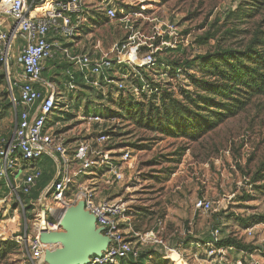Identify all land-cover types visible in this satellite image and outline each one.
I'll list each match as a JSON object with an SVG mask.
<instances>
[{
    "label": "rangeland",
    "instance_id": "1",
    "mask_svg": "<svg viewBox=\"0 0 264 264\" xmlns=\"http://www.w3.org/2000/svg\"><path fill=\"white\" fill-rule=\"evenodd\" d=\"M82 3L88 23L74 40L81 39L86 44L85 51H93L87 46L98 42L102 52L114 58L120 45L134 38L142 51L152 52L160 63L149 73L156 85L150 86L152 90L115 93L111 83L102 82L99 88L83 84L73 93L67 92L64 105L53 114L65 117V112L70 113V119H61L58 124L67 137L87 140L93 149L114 148L108 153L113 165L118 163L121 152L130 153L121 162V182L107 185L100 171H87L94 173L92 182L97 194L127 200L129 214L134 218L132 221L130 217L132 230L143 233L154 228L163 243L177 251L183 264H235L238 259L247 264H264V97L243 95L245 103L234 116L196 140L147 129L136 124L127 111L128 104L134 106L135 113L138 104L144 111L149 105L160 108L161 97L167 101L169 94L191 108V100L206 95L204 83L226 85L224 89L228 90L233 82L222 58L249 65L245 57L248 53H264V0ZM109 6L115 10L114 19L106 16ZM201 56L205 59H199ZM169 63L183 69H178L177 74L169 73L163 67ZM11 72V80L19 78V72L16 74L13 68ZM63 73L59 79H65ZM108 73L119 76V70ZM59 79L53 81L62 90ZM125 84H134V78ZM12 95L16 101L18 93L8 80L7 70L0 65V138L6 141L12 138L17 109ZM212 98L221 101L219 97ZM88 114L98 115L102 123L82 119ZM104 129L117 135L98 145L96 135ZM49 164L43 158L39 165ZM200 200L211 201L212 210L199 212L196 204ZM25 201L26 195L16 185L0 179V264H26L33 211ZM214 228H219L221 236L248 246L247 253L232 248L209 257L202 240H209ZM59 231L62 229L52 232ZM140 250L146 264H177L169 258L170 262L163 261L161 245L147 244Z\"/></svg>",
    "mask_w": 264,
    "mask_h": 264
},
{
    "label": "built area",
    "instance_id": "2",
    "mask_svg": "<svg viewBox=\"0 0 264 264\" xmlns=\"http://www.w3.org/2000/svg\"><path fill=\"white\" fill-rule=\"evenodd\" d=\"M0 13L4 18L0 19V65L8 72V65L14 60L22 77L12 83L18 93L16 101L12 97L17 109L12 138L0 141V179L11 186L16 185L23 195H29L42 174L39 162L47 159L53 170L51 180L36 198L28 202L33 214L29 224L31 234L26 240L25 263L47 264L45 253L54 251L60 243L43 242L41 233L62 229L61 214L79 202L108 238L105 249L99 255H90L86 264H123L121 262L126 259H136L141 252L140 246L147 244L163 246L164 258L171 259V253L177 251L163 243L157 230L152 228L143 233L132 230L128 201L122 196L110 198L98 195L92 182L94 173H87L91 169L100 171L107 185L121 182L124 178L121 162L130 153L121 152L118 163L113 165L109 162L108 153L114 152V148L93 149L87 140L67 137L64 129H58L63 117H53L64 105L65 94L73 93L79 86L75 73L79 74L84 84L94 88L105 82L111 83L120 92L130 90L137 94L152 90L141 71L149 76L157 67L159 63L154 54L142 51L134 38L123 42L114 58L104 54L98 42L94 45L98 55L71 51L63 43L73 41L88 23L82 0H0ZM106 16L116 18L113 7H107ZM57 57L66 63L62 90L57 88L53 79L42 76L43 62ZM163 67L168 70L166 65ZM113 70H119L118 78L108 73ZM131 77L139 79L140 85L127 86L125 83ZM83 118L87 122L102 123L96 114ZM111 136L107 129L100 131L95 138L96 144L107 143ZM196 208L199 212L208 213L212 210V203L200 200ZM247 231L250 233V229ZM220 237L219 228L210 232V239L206 242L209 257L232 249L216 248L215 242ZM235 264L247 262L238 259Z\"/></svg>",
    "mask_w": 264,
    "mask_h": 264
},
{
    "label": "trees",
    "instance_id": "3",
    "mask_svg": "<svg viewBox=\"0 0 264 264\" xmlns=\"http://www.w3.org/2000/svg\"><path fill=\"white\" fill-rule=\"evenodd\" d=\"M245 57L249 65H244L242 62H231L229 57H223L222 61L225 62L226 71L233 83L229 86L228 90L224 89L226 85L204 83L203 89L206 95L199 96L196 100H191V104L193 105L191 108L185 104H181L174 98H170L169 94L167 95L169 96L167 101L164 96L161 97L160 108L149 105L144 111L143 106L138 104L139 109L138 112L135 113L133 112L134 106L128 104L127 111L128 113H132L131 117L135 119L136 124L147 129L158 130L160 133H164L171 137L182 136L190 140H196L202 134L223 123L228 117L234 116L245 103V101L242 100L243 95L254 94L264 97V53L254 51L248 53ZM199 59H205V56H201ZM166 66L168 70H170L169 73L173 74H177V70L182 68L177 64L174 65L171 63L166 64ZM120 70L123 71V69ZM154 71L155 69L152 72ZM141 74L148 79L150 86L155 85L146 72L141 71ZM134 84L139 86V79L135 78ZM110 86L113 87L115 93H121L116 90L112 84H110ZM152 97H156V93L152 92ZM212 97H219L222 102L213 100ZM70 117V114H65V117L62 119L68 120ZM111 134L113 136L117 135L115 132H111ZM52 175L53 170L51 163L48 167L42 166L40 179L37 181L31 193L26 195V204L29 202V199L37 197L40 190L51 180ZM208 241L209 240H202V242ZM215 247H232L244 252L249 249L248 246L239 243L236 239L229 236H221L220 239L215 242ZM160 257L164 262H170L167 258H164L163 254H160ZM145 259L146 257L144 254L140 252L136 259L129 258L121 263L146 264Z\"/></svg>",
    "mask_w": 264,
    "mask_h": 264
},
{
    "label": "water",
    "instance_id": "4",
    "mask_svg": "<svg viewBox=\"0 0 264 264\" xmlns=\"http://www.w3.org/2000/svg\"><path fill=\"white\" fill-rule=\"evenodd\" d=\"M95 226L94 217L83 209L81 202L67 208L61 220L62 231L41 233L43 242L60 243V247L45 253V262L86 264L90 255H99L105 249L108 238L101 233V228Z\"/></svg>",
    "mask_w": 264,
    "mask_h": 264
},
{
    "label": "crops",
    "instance_id": "5",
    "mask_svg": "<svg viewBox=\"0 0 264 264\" xmlns=\"http://www.w3.org/2000/svg\"><path fill=\"white\" fill-rule=\"evenodd\" d=\"M0 19H4L2 17L1 13H0ZM63 45L67 46L73 52H81L82 51V52L90 53V54H93V55L94 54L98 55V51L94 49V46H92V47L87 46L90 50L93 49V51H91V52L85 51L83 48L86 46V44L83 45L82 42H81V39H79L77 41L73 40V41H69V42H64ZM11 64L13 66H10ZM10 65H8V80H9L10 83H13V80H11V73H12L11 69L12 68H13V71L16 74H18V72H19V76H18L19 78H22V77H21V71L19 70L18 66L15 64L14 60H11ZM49 65H51V66H49ZM43 66H44V70L42 72L43 78H45V79H56L57 80V79H59V75L61 73H63V70L66 67V63L60 61L59 57H57L55 59L45 60L43 62ZM59 68H61V72L58 71ZM44 74H48V77H45ZM74 75H75L76 81L78 82L79 86L84 84L83 80L80 78L78 73H75ZM62 76H64V75L62 74ZM59 80H61L63 82L65 79H61L60 78ZM62 82H61V84H62ZM12 97H13V95H12ZM12 97H11V99H12ZM14 116H15V114H14ZM2 140H5V137L0 138V141H2ZM7 141H9V140H7ZM194 214H195V212L193 213V216H194ZM130 217L132 218V221H133V219H134L133 216H130ZM191 220H192V217L190 218V221ZM131 223L133 224V222H131Z\"/></svg>",
    "mask_w": 264,
    "mask_h": 264
},
{
    "label": "bare ground",
    "instance_id": "6",
    "mask_svg": "<svg viewBox=\"0 0 264 264\" xmlns=\"http://www.w3.org/2000/svg\"><path fill=\"white\" fill-rule=\"evenodd\" d=\"M63 214H61V220L63 219ZM171 259L176 261L178 264H183L182 261L180 260V257L177 255L176 252H172L171 255H170Z\"/></svg>",
    "mask_w": 264,
    "mask_h": 264
}]
</instances>
